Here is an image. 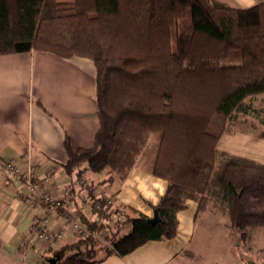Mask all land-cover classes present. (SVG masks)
<instances>
[{"label":"trees","instance_id":"obj_1","mask_svg":"<svg viewBox=\"0 0 264 264\" xmlns=\"http://www.w3.org/2000/svg\"><path fill=\"white\" fill-rule=\"evenodd\" d=\"M33 51L87 59L95 70L98 129L88 149L75 150L65 137L67 177L77 171L85 185L84 167L123 181L143 159L147 173L167 182L155 225L132 209L96 212L104 200L86 186L98 220L78 215L89 235L54 250L58 264H94L170 240L189 200L197 216L207 209L227 219L240 257L251 250L250 234L264 230V165L215 147L236 113L250 108L244 101L264 95V4L0 0V56ZM99 241L106 247L97 258Z\"/></svg>","mask_w":264,"mask_h":264},{"label":"crops","instance_id":"obj_2","mask_svg":"<svg viewBox=\"0 0 264 264\" xmlns=\"http://www.w3.org/2000/svg\"><path fill=\"white\" fill-rule=\"evenodd\" d=\"M220 1L241 9L264 4V0ZM90 63L83 58L61 59L35 51L0 56V162L34 170L43 189L61 203L50 222L54 230L64 233L51 246L29 238L31 224L42 216V209L36 201L30 203L20 185L0 169V264H44V257L49 261L54 250L75 241L72 229L62 219L66 212L98 220L86 186H92L93 197L109 198L111 210L132 209L148 218L166 191L165 180L150 175L138 164L123 181H108L109 175L93 174L83 167V185L77 171L71 178L64 173L65 137L75 150L88 149L98 129L95 70ZM257 97L250 106L255 125L245 122L251 131L230 125L217 141V153L264 165V95ZM196 211L197 204L186 201L185 208L177 213L174 238L150 241L125 256L111 254L94 264H246L233 252L237 242L229 235L227 219L207 209L198 216ZM199 229L203 235L197 238ZM222 230L226 231L224 254L204 255L201 246L205 236ZM211 245L217 251L216 244ZM253 262L264 264V254L261 261Z\"/></svg>","mask_w":264,"mask_h":264},{"label":"built area","instance_id":"obj_3","mask_svg":"<svg viewBox=\"0 0 264 264\" xmlns=\"http://www.w3.org/2000/svg\"><path fill=\"white\" fill-rule=\"evenodd\" d=\"M0 169L7 178L20 185L21 189L28 196L30 203L36 201L42 209V216L34 218L31 224L29 238H35L36 241L45 246H51L60 241L64 233L54 230L50 222L52 214L61 206L60 201L43 189L40 185V178L37 177L32 168L24 169L14 162H0ZM93 200H104L103 206L98 202L95 203L94 209L96 212L112 204L109 198L102 196H94ZM62 219L72 229L74 238H82L89 235V232L79 223L77 216L66 212Z\"/></svg>","mask_w":264,"mask_h":264},{"label":"rangeland","instance_id":"obj_4","mask_svg":"<svg viewBox=\"0 0 264 264\" xmlns=\"http://www.w3.org/2000/svg\"><path fill=\"white\" fill-rule=\"evenodd\" d=\"M87 62L90 63L89 60L86 59ZM228 62V61H227ZM91 64V63H90ZM213 66H219V65H224L226 64L225 62H214L211 63ZM256 98L259 97H252V98H248L244 101V105L247 106H251L254 103V100ZM254 106H256V104H254ZM253 111L249 108L247 112L245 111H238V113H236V119H234V121L232 122V126L233 127H240V129L242 130H250V126L247 122L252 123L253 125H255V119H253ZM258 122H256L257 125ZM138 165H144L143 159L139 160L137 162ZM117 218V216H113V219L115 220ZM125 227H122V231H124ZM202 231L199 229L198 233H197V238L201 237ZM251 236V241H250V246H251V250L247 251L244 249V251H241V253H243V258L244 261H247L246 263L249 262H253V261H261L262 260V256L264 254V230H259V231H255L254 233L250 234ZM210 237H213V239L211 240ZM226 238V231H218L215 235H208L205 236V241L204 244L201 246L202 252L204 253V255L209 256L211 253L216 255V257H218L219 253H222V255L224 254V240ZM214 240V241H213ZM217 240H219L218 242H216ZM215 242V243H214ZM212 244H216L217 247V251H213L211 247H213ZM219 245L222 246V248H219ZM236 246V245H235ZM233 248V252L236 253V248ZM106 247V243L104 241H99L98 242V247H97V258L103 257L104 256V248ZM214 249V248H213ZM260 250V251H259ZM228 252L230 254H234L231 252V249L228 248ZM217 253V254H216ZM238 255V253H236ZM235 255V254H234ZM55 258L52 255V259ZM43 262L44 264H50L49 261H46V257L43 258ZM55 264H58V260H56L54 262Z\"/></svg>","mask_w":264,"mask_h":264},{"label":"water","instance_id":"obj_5","mask_svg":"<svg viewBox=\"0 0 264 264\" xmlns=\"http://www.w3.org/2000/svg\"><path fill=\"white\" fill-rule=\"evenodd\" d=\"M159 222H160V220H159L158 215H157V210H154L152 217L151 218H148V220H147L146 223H147V225H155V224H157ZM56 260H59V258L50 259L49 260V263L50 264H55L54 262ZM248 264H257V263H255V262H249Z\"/></svg>","mask_w":264,"mask_h":264}]
</instances>
